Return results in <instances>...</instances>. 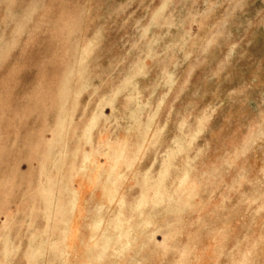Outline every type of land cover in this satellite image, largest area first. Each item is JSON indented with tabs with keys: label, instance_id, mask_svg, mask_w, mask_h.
Returning a JSON list of instances; mask_svg holds the SVG:
<instances>
[{
	"label": "rangeland",
	"instance_id": "374dc122",
	"mask_svg": "<svg viewBox=\"0 0 264 264\" xmlns=\"http://www.w3.org/2000/svg\"><path fill=\"white\" fill-rule=\"evenodd\" d=\"M0 264H264V0H0Z\"/></svg>",
	"mask_w": 264,
	"mask_h": 264
}]
</instances>
